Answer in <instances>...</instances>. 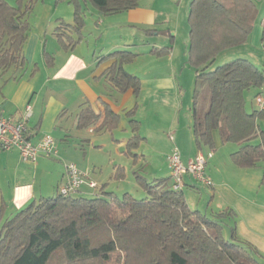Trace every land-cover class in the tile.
Segmentation results:
<instances>
[{"label": "trees", "instance_id": "trees-1", "mask_svg": "<svg viewBox=\"0 0 264 264\" xmlns=\"http://www.w3.org/2000/svg\"><path fill=\"white\" fill-rule=\"evenodd\" d=\"M36 1L15 0L10 5L0 0V88L9 69L25 64L23 47L30 32L26 17ZM65 1L73 8V20L60 21L55 30L58 42L70 48L81 38L87 2L100 15H113L137 7L140 0ZM255 1L192 0L187 18V63L195 75L191 107L194 145L197 150L204 146L213 150L215 130L222 144L239 145L230 157L242 168L264 161V142L250 143L260 133L257 120L264 112H246L244 99L247 89L259 93L264 65L257 67L247 58H235L213 70L208 67L220 52L245 43L257 16ZM65 29L74 30L77 38L68 34L65 38ZM169 49L153 47L149 51L163 56ZM135 56L130 50H116L102 58H114L106 74L121 93H139L140 78L125 70V64ZM205 99L208 107L201 114L200 104ZM133 112L132 108L126 116L137 132ZM118 119L108 107L96 113L84 106L77 115V128L101 121L100 128L112 129ZM123 175L119 168L114 177ZM134 176L146 197L134 198L128 193L117 197L111 192L87 197L79 195V190L64 196L58 192L32 200L11 216H5L1 203L0 264H264V256L240 240L234 225H229L234 214L231 208L209 215L187 205L181 189L169 185L170 177L147 180L137 171ZM261 176L264 186V168Z\"/></svg>", "mask_w": 264, "mask_h": 264}, {"label": "crops", "instance_id": "crops-1", "mask_svg": "<svg viewBox=\"0 0 264 264\" xmlns=\"http://www.w3.org/2000/svg\"><path fill=\"white\" fill-rule=\"evenodd\" d=\"M41 1L37 0L34 8ZM191 1L140 0L137 7L113 15H100L91 3L87 2L84 15L86 11L89 12L90 20H87L85 15L81 38L70 48L58 42L56 30L53 31L54 38L51 37L49 47L46 27L50 25V20L46 17L47 25L45 21L35 27L29 22L30 32L23 47L25 64L13 66L5 75V81L0 88V112L8 119L16 121L22 117L25 107L29 105L31 114L26 120L28 139L37 142L43 134H50L55 140L57 153L55 157L43 155L38 156L35 162H26L21 160L18 149L0 148V204H4L5 216L15 214L32 200L58 193L59 186L65 180V164L63 165L62 159L65 151L61 150L60 142L69 147V141L72 140L74 151L81 154L84 152V158L77 161V167L87 171L88 180L97 184L96 188H91L87 183L79 189L78 194L87 197L103 196L104 192H111L117 197L123 193L133 196L130 193L132 189L127 187L131 179L133 190L137 193L142 190L135 181L134 171L139 173V168L151 165L153 161V155H146L147 147L153 149L159 157L162 156L168 167L167 158L172 150L170 147L178 146L184 164L199 151L206 156L212 152L206 162V165L211 167L206 172L212 180L210 188L213 192L208 201V209L204 213L212 215L231 208L234 212L231 225H234L238 238L255 247L257 252L264 256V186L260 184L264 161L251 168H242L232 163L231 153L226 158L219 157L217 150L223 144L215 130L212 133L214 149L209 150L204 146L197 150L192 127L189 133H186L184 142L180 138L181 130L176 129L177 139L170 141V146L156 149L155 141L162 142L165 136L163 129L167 127L171 130L170 124L163 123L162 128L159 127L161 123L150 124V129L140 118L139 129L134 132L126 116L133 107L141 108L144 104L153 116L160 110L162 100L168 98L170 90L182 88L183 75L190 72L185 66L189 40L187 18ZM45 11L48 16L49 10ZM56 20L57 26L60 21L66 19L57 16ZM64 36L67 38L68 35ZM136 37L142 39L144 49L139 48L134 52L135 57L147 53L150 63L142 68L141 77L137 70L129 71L140 78L139 93L135 94L132 90L121 93L115 89L106 74L114 58H102L116 50L135 49L138 46ZM178 37L183 43L182 52L177 46ZM248 39H251L250 35ZM168 46L170 51L163 56H153L148 52L153 47ZM254 47L257 50L255 53L247 47L237 49V52L246 53L241 57L251 60L255 66L256 62H260L259 67H262L264 55L261 50L264 49V41L261 40ZM260 52L263 56L256 59L254 55H259ZM45 53L51 58L47 59ZM135 60L134 58L132 61ZM128 65L130 64L125 66ZM257 91L254 89L253 94ZM84 106H90L96 113H103L108 107L119 117L116 127L100 128L99 121L88 127L77 128V115ZM149 130L154 142L149 139ZM104 135L110 136L109 143L103 141ZM95 145L102 148L110 145L108 154L115 156L110 157V172L107 177L102 176L98 172L99 169L95 170V166H102L101 164L90 163L85 157L86 149ZM130 146L135 147L136 152L133 153ZM119 168H122L124 175L114 177ZM167 171L165 177H170L169 167ZM182 179V188L201 185L188 174ZM168 180L171 185L170 178ZM185 200L192 209H197L189 204L188 199Z\"/></svg>", "mask_w": 264, "mask_h": 264}, {"label": "rangeland", "instance_id": "rangeland-1", "mask_svg": "<svg viewBox=\"0 0 264 264\" xmlns=\"http://www.w3.org/2000/svg\"><path fill=\"white\" fill-rule=\"evenodd\" d=\"M7 1L10 5L15 4V0H7ZM41 2H38L37 6L35 8L33 7V10H31L27 14V18H29L28 20L31 23V25H33L35 27L37 26V24H39V23L42 24L45 21H46V25H47L48 23H47L46 19H48V21L50 20V25L48 27H46V28H48L46 38H47V41L49 43V41L52 39L51 37H53V35H54L53 31L55 29H53V28H54V26H56V24L58 22L56 20L57 16L65 17L66 22H69V23L72 22V20H73L72 6L69 3H66V1L59 2V4L54 3L55 0H42ZM255 3H256V8H258V11H257V16L255 18L254 26L250 32L251 39L250 40L248 39L244 44H241L237 47L235 46L231 49H226V50L220 52V54L214 58V60L212 61V63L208 67V70H213L214 68L220 66L221 64L226 63L228 61H232L235 58H243L241 56H245L243 54H246V53H239V52H237L238 51L237 49H245L247 47V49L251 50L253 53L257 52V50L254 46L258 45V43H260V41L262 40L261 38H262L263 22L261 20L264 19V0H256ZM57 5H58V7H57ZM45 9L49 10L48 16H46ZM43 11L45 13H43ZM85 15H86V19L90 20L91 15L89 14V12L86 11ZM45 17H46V19H45ZM65 31H66V34L72 35L75 39L77 38V35L74 32V30L69 31V30L65 29ZM170 34H172V33H170ZM67 38H68V36H67ZM254 38H256V39H254ZM136 39H137L136 42H137L138 46L135 49H131V51H133V52H137V50H139V48H140V50L144 49L142 47L143 46L142 39H140V37H136ZM177 39L179 41L177 46L180 47V50L182 52L183 51L182 50V48H183L182 40L179 37ZM50 45L51 44L49 43V47H50ZM148 52H150V51L148 50ZM261 52H263V55H264V49L261 50ZM261 52L259 53V55H256V54L254 55L256 57V59L260 56H263L261 54ZM134 58L136 60L130 61L129 63H127L130 65H128V67L125 66V70L128 73L130 70L131 71L137 70L139 77H141V76H143V72L141 71L142 68L145 65H148L147 63H150L149 57L146 53V54H142L141 56L139 55L137 57H134ZM256 63H257V67H259L260 62H256ZM185 67H186L185 69H190V72H188V74L186 73L183 75L184 81L182 84V88H179L178 90H170V93L168 94V98H165L164 100H162V102H161L162 106L160 107V110L158 111V113L155 112L152 116L151 112L149 111V108H147V105H145V104L141 108L140 107L137 108V106L133 107L134 112L132 114L133 115L132 117L138 121H140V118H142L144 123L148 124L149 128H150V124L157 125L158 123H161L162 125L159 126L160 128H162L161 126H163V123H164V125L170 124L171 130H169L167 127L165 129H163L165 136H164V139H162V142L158 143L155 141L154 147L156 149H159L162 146L163 147L170 146L172 144L170 141H175V138L177 139L176 134H175L176 129L181 130L180 131V138L184 142L186 133L188 134L189 130L191 129V124H192L191 107L193 104L192 95H193V81H194L195 75H194V69L190 66L189 63L186 62ZM253 92H254L253 88L247 89L244 92L246 112L256 109ZM145 95H147V94H145ZM207 107H208V101H206V99L201 101L199 112L202 114L207 109ZM139 124H140V122H138V129H139ZM257 124H258V132L261 133L263 131V134L261 135L259 133L256 136V138H254L250 141L251 144H262L264 142V116L257 120ZM147 134L149 136V139H151V142L152 141L154 142V140L152 139V136H153L152 132L149 130V132H147ZM104 136H105L106 140L104 138L103 141H106V143L108 141H110V136H106V135H104ZM149 144H150V140H149ZM68 145H69V147L67 145L63 144L62 142L59 143L61 150L65 151L64 155L62 156L63 165L68 164L69 162H73L77 166V161L78 160L80 161L82 158H84V156H82V155H84V152L82 154H81V152L80 153L75 152L74 151L75 145H73L72 140L69 141ZM223 145L221 148H219L217 150L218 155L221 158L222 157L226 158L230 153L235 152L237 150V148L239 147L238 144H235L232 142H227V143H224ZM129 148L133 153L136 152L135 147L130 146ZM170 148H172V146ZM177 148H178V146H177ZM179 148H178V150H179ZM109 149H110V145H107L104 148L99 147L98 145H95L94 147H92L90 149L89 148L86 149V154H85V157L87 159H89L90 163L102 165L99 167L95 166V170L98 171V169H99L100 171H98V172H100L102 174V176H106V177L110 172V169H108L109 168L108 163H109L110 157L114 156L113 154H112V156L108 154V152L110 151ZM147 154L153 155L152 164L151 165L149 164L147 166H142V168H139L138 169L139 174L144 176L147 180H151L153 177L160 178V176H163V177L167 176L168 167L166 165L165 159L162 156L159 157V155H157V153L153 149H151L150 147H147L146 155ZM209 167H211V166L209 165L206 167V171L209 170ZM80 171H82V170H80ZM85 172H87V171H85ZM132 180L133 179L130 180V185H127V187L132 189L131 190L132 192L130 191V193L133 195V197L134 198L135 197L136 198L146 197V194L143 190H141V189L138 190L139 191L138 193L135 190H133L134 185H133V182H131ZM85 184H87V182H84L81 187H83ZM182 192L184 193V197L186 199H188L189 204L193 208H197L198 210H200L202 212H205L208 209V205H209L208 201L211 199V195L213 192L212 189L210 188V186H204V185H200V186H196V187L185 186L182 188ZM119 196L122 197L121 194H119ZM232 223H233V219H230L229 225ZM225 235L227 236V232L225 233Z\"/></svg>", "mask_w": 264, "mask_h": 264}, {"label": "built area", "instance_id": "built-area-1", "mask_svg": "<svg viewBox=\"0 0 264 264\" xmlns=\"http://www.w3.org/2000/svg\"><path fill=\"white\" fill-rule=\"evenodd\" d=\"M254 99L256 109L264 112V84L259 93L254 96ZM25 108L22 117L16 121L8 119L0 112V148L2 150L18 149L21 160L26 162H35L38 156L43 155L55 157L57 148L55 140L50 134H43L37 142L28 139L26 120L31 114V108L29 105ZM211 155L212 152L206 156L199 151L197 155L184 164L178 148L173 146L167 158L172 189L182 188V178L186 174L199 185L211 186L212 180L206 173V162ZM64 171L65 180L58 188L61 195L67 196L77 192L84 182H87L91 188H96L97 184L88 180V172L80 171L73 162L65 164Z\"/></svg>", "mask_w": 264, "mask_h": 264}]
</instances>
